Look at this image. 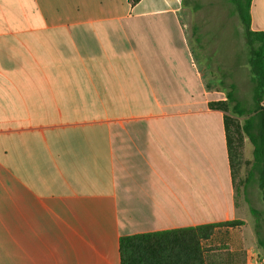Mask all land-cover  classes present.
I'll return each mask as SVG.
<instances>
[{"label":"crops","instance_id":"1","mask_svg":"<svg viewBox=\"0 0 264 264\" xmlns=\"http://www.w3.org/2000/svg\"><path fill=\"white\" fill-rule=\"evenodd\" d=\"M181 11L0 0V264H120L126 236L255 221Z\"/></svg>","mask_w":264,"mask_h":264},{"label":"rangeland","instance_id":"2","mask_svg":"<svg viewBox=\"0 0 264 264\" xmlns=\"http://www.w3.org/2000/svg\"><path fill=\"white\" fill-rule=\"evenodd\" d=\"M179 1L187 34V49L194 63L198 64L206 87L221 92L222 88L228 89L229 84H234L235 97L248 103L250 81L247 50L241 23L230 0ZM237 121L242 123V118ZM249 143L243 136L240 156L234 159V181L239 200H242L240 190L247 186L251 205L261 214L259 225L261 237L264 239V199L254 181L245 185L252 163V146ZM244 227L246 228L238 232L235 229L239 225L216 228L211 239L203 245L207 262L264 264V250L259 248L254 234L255 221L251 224L248 222Z\"/></svg>","mask_w":264,"mask_h":264},{"label":"trees","instance_id":"3","mask_svg":"<svg viewBox=\"0 0 264 264\" xmlns=\"http://www.w3.org/2000/svg\"><path fill=\"white\" fill-rule=\"evenodd\" d=\"M138 1L132 0V3ZM230 3L243 29L250 101H239L235 97V85L229 84L228 89L222 88L221 91L225 94V100L211 102L208 106L224 113L222 118L233 177L234 159L240 156L243 136L250 142L252 163L245 185L254 181L264 199V31H252L250 28L251 0H230ZM239 118H242V123L237 121ZM249 210L255 218L257 243L264 250V239L261 238L259 225L261 214L252 206H249ZM242 223L236 220L216 222L123 237L118 244L120 264H209L203 245L211 239L215 229L240 226Z\"/></svg>","mask_w":264,"mask_h":264}]
</instances>
